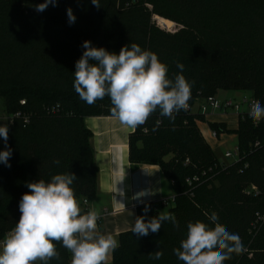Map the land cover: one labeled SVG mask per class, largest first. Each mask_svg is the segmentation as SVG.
<instances>
[{
  "label": "trees",
  "instance_id": "obj_1",
  "mask_svg": "<svg viewBox=\"0 0 264 264\" xmlns=\"http://www.w3.org/2000/svg\"><path fill=\"white\" fill-rule=\"evenodd\" d=\"M43 2L0 0V97L11 117L6 148L12 150L11 166L0 163V241L19 221L28 183L74 173L71 187L82 212L84 199L95 200L99 169L85 118L113 116L112 104L107 96L92 105L80 99L73 87L75 64L84 41L116 54L136 43L157 54L169 78L182 74L192 84L187 111L174 113V120L157 111L129 136L130 161L159 165L171 182L175 196L169 213L178 227L165 221L147 236L121 233L106 264H184L174 249L186 238L188 223L214 226L213 212L244 246L224 264H264V119L255 124L243 114L232 130L192 111L198 100L220 90L249 91L264 105V0H98L99 8L91 0H57L37 11ZM159 17L179 28L160 27ZM200 122L218 134H235L239 159L222 163ZM252 185L257 192L248 190ZM137 214L147 222L160 211L146 203ZM54 243L59 259L49 264H71L72 254ZM156 251L163 253L158 260L150 258Z\"/></svg>",
  "mask_w": 264,
  "mask_h": 264
},
{
  "label": "clouds",
  "instance_id": "obj_2",
  "mask_svg": "<svg viewBox=\"0 0 264 264\" xmlns=\"http://www.w3.org/2000/svg\"><path fill=\"white\" fill-rule=\"evenodd\" d=\"M56 2L44 0L36 10L42 12ZM91 2L100 7L98 0ZM67 15L69 23H73L76 17L71 8ZM82 47L85 51L75 64L73 87L88 105L109 97L113 117L133 129L146 124L157 111L174 120V113L188 110L192 84L182 74L169 78L168 66L156 53L143 50L136 43L123 46L119 54L93 47L90 41H84ZM177 68L182 72L184 65L178 63ZM249 115L254 121L264 119V105L257 101ZM8 131L6 124L0 125V137L5 143ZM11 155L10 148L0 151V163L10 167ZM76 178L74 173L56 174L50 183L39 180L27 184L29 192L19 202V221L2 241L0 264H49L52 259H59L54 242L72 254L71 264H106L118 241L111 234L97 231L98 211L82 212L71 187ZM148 211L146 206L144 212ZM209 220L214 226L201 221L188 223L186 238L174 249L184 264H224L233 253L244 251L239 235L218 223L215 212ZM165 221L178 227L174 214L162 212L147 222L144 216L136 217L131 230L136 236H147L149 232H159ZM162 255V251H156L150 258L158 260Z\"/></svg>",
  "mask_w": 264,
  "mask_h": 264
},
{
  "label": "crops",
  "instance_id": "obj_3",
  "mask_svg": "<svg viewBox=\"0 0 264 264\" xmlns=\"http://www.w3.org/2000/svg\"><path fill=\"white\" fill-rule=\"evenodd\" d=\"M215 98L225 100L217 96ZM203 105L207 107L204 114L208 121L225 123L232 130L238 127V112L213 110L205 99L198 100L192 111L200 113ZM85 124L93 133L91 145L99 169L97 196L95 200L89 201L87 211H98L100 218L97 221V231L100 234H111L119 243L120 234L134 226L139 206L153 203L160 213L165 209L169 212L173 206L174 190L159 165L130 161L129 136L135 129L122 125L113 116H89L85 118ZM199 128L214 150L220 148L229 136L235 135L221 133L213 138L208 123L200 122ZM221 162L225 163L224 160ZM112 259L113 252L109 254L106 263L112 262Z\"/></svg>",
  "mask_w": 264,
  "mask_h": 264
},
{
  "label": "rangeland",
  "instance_id": "obj_4",
  "mask_svg": "<svg viewBox=\"0 0 264 264\" xmlns=\"http://www.w3.org/2000/svg\"><path fill=\"white\" fill-rule=\"evenodd\" d=\"M157 24L165 28L169 31H176L179 27L175 22H172L170 20H166L164 18H156ZM217 98L225 99L226 100H233L234 103L239 104V111L240 112H249L250 108L248 104L243 103L244 98L246 97L248 100L251 99V93L249 91H243V90H220L216 94ZM231 112H238L236 109H230ZM10 118L6 112V105H5V99L3 97H0V125H7L10 121ZM238 140L237 136L231 135L228 139H225L224 143L220 148L215 149V154L218 157L220 161L225 162V164H231L235 161V157L226 158L224 157L225 151H234L237 146ZM6 149V143L3 140L2 137H0V151H4ZM163 212H168V210H164Z\"/></svg>",
  "mask_w": 264,
  "mask_h": 264
},
{
  "label": "built area",
  "instance_id": "obj_5",
  "mask_svg": "<svg viewBox=\"0 0 264 264\" xmlns=\"http://www.w3.org/2000/svg\"><path fill=\"white\" fill-rule=\"evenodd\" d=\"M206 102H207V104L213 109V110H219V111H224V112H227V110H230V109H236V111H238V115L239 116H241V115H243V114H248L249 115V112H250V110H251V106L254 104V103H256L257 102V100L255 99V98H253L252 96H251V99L250 100H248L246 97L244 98V100H243V103H246V104H248V106H249V108H250V110H249V112H240L239 111V104H237V103H234L233 102V100H226V101H220V100H218V99H216L214 96H209V97H207L206 99ZM201 112L202 113H205L206 111H207V107L205 106V105H203L202 107H201ZM250 116V115H249ZM251 117V116H250ZM252 118V117H251ZM254 121V120H253ZM261 120H259V121H254V123L255 124H258L259 122H260ZM220 134H218L216 131H214V130H212V132H211V137H213V138H217L218 136H219ZM254 146L255 147H258V146H260V142L259 141H257V142H255V144H254ZM224 156L226 157V158H230V157H235V161H237L238 159H239V149H238V147L236 146V148H235V150L234 151H227V152H225V154H224ZM249 191H255V192H257V188H256V186H254V185H252L249 189H248ZM164 204H167V201H164L163 202ZM88 204H89V200H87V199H84L83 200V205L84 206H88ZM11 231V230H10ZM9 231V232H10ZM8 232V233H9ZM7 233V234H8ZM6 234V235H7ZM5 238V237H4ZM4 238L0 241V244L2 245V241L4 240Z\"/></svg>",
  "mask_w": 264,
  "mask_h": 264
}]
</instances>
